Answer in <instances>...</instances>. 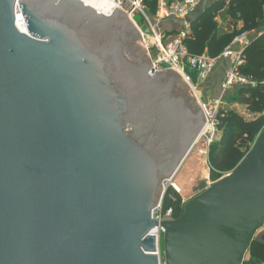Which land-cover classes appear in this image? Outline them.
I'll list each match as a JSON object with an SVG mask.
<instances>
[{
  "label": "water",
  "instance_id": "water-1",
  "mask_svg": "<svg viewBox=\"0 0 264 264\" xmlns=\"http://www.w3.org/2000/svg\"><path fill=\"white\" fill-rule=\"evenodd\" d=\"M147 51L118 7L0 0V264H162L157 225L163 264L247 262L264 228V127L179 217L154 220L207 119L180 72L148 73Z\"/></svg>",
  "mask_w": 264,
  "mask_h": 264
},
{
  "label": "trees",
  "instance_id": "trees-1",
  "mask_svg": "<svg viewBox=\"0 0 264 264\" xmlns=\"http://www.w3.org/2000/svg\"><path fill=\"white\" fill-rule=\"evenodd\" d=\"M150 14L156 12L158 0H146ZM226 6L232 28L222 32L216 19ZM264 18V0H216L190 22V31L185 39L192 55L207 53L217 57L232 44L235 36L259 28ZM241 23V26L239 24ZM244 63L241 72L251 78L255 85L241 86L236 95H228L227 100L245 104L254 117L247 118L239 111L220 108L217 115V128L220 139L209 147V162L214 172H231L252 147L258 133L264 127V31L257 35L244 48ZM175 208L179 217L184 207L179 202H167ZM247 256L264 264V228L259 231ZM245 264H252L247 260Z\"/></svg>",
  "mask_w": 264,
  "mask_h": 264
},
{
  "label": "built area",
  "instance_id": "built-area-1",
  "mask_svg": "<svg viewBox=\"0 0 264 264\" xmlns=\"http://www.w3.org/2000/svg\"><path fill=\"white\" fill-rule=\"evenodd\" d=\"M110 1L114 4L113 9L116 7L121 9L137 25L141 33V37L148 49L147 53L150 55L153 63V66L148 71L151 76H155L157 71L175 69L181 73V75L191 86L194 93L198 95L197 92L200 84L204 83L213 72L219 58L228 57L230 58V68L226 71L224 80L222 82L223 91H228L235 85H255V82L251 78L247 77L241 72V67L244 63V49L235 50L233 48L235 43H240L247 46L250 43L248 40L249 32H243L235 36L232 44L229 45L221 53V55L213 57L207 53L197 55H192L189 53L188 47L185 43V39L190 31V24L187 22L184 24L183 29L174 34H168L166 31L158 30L156 28L158 23L162 20L186 18L190 15H193V13L199 7L201 0H158L156 13H154L155 22H152L151 17L146 12V0ZM136 12H140L144 19L148 22L146 23L150 28V33L145 32L141 27L138 26L134 19V14ZM15 17L17 28L21 32L27 33V23L18 3L15 7ZM19 20H21L25 26L24 30L18 26L17 23ZM185 67L190 68L196 73L198 83H195L192 77L185 72ZM223 101L224 98L218 97L211 99L208 104L205 103L201 105L207 119L205 123L207 127L205 132L203 134L201 133L199 140L202 138L206 139L207 149L204 152L206 154H209V147L219 134V130L217 128V115L219 109L222 107L221 104ZM175 177L176 175L164 181L163 196L159 201V205H157L152 212V218L154 220H173L177 218L175 216L174 206L172 204L167 205L168 201H180V204L183 207L187 203L184 196V191L175 181ZM149 234L157 236V254L159 255L160 261L163 264L164 253H162L161 242L162 237L164 236V227L162 225H157L150 230Z\"/></svg>",
  "mask_w": 264,
  "mask_h": 264
},
{
  "label": "crops",
  "instance_id": "crops-1",
  "mask_svg": "<svg viewBox=\"0 0 264 264\" xmlns=\"http://www.w3.org/2000/svg\"><path fill=\"white\" fill-rule=\"evenodd\" d=\"M169 1H174V0H169ZM215 1L216 0H204V1H202L203 3H201L200 7L197 8V10L193 13V15H190L186 18L166 20L163 23H160L161 22L160 21L158 23V25L161 24L160 25L161 29L166 31L168 34H174L178 31H180L181 29H183L184 24L186 22L188 24H190L191 20L194 17L199 15L201 12H203V10H205L208 6H210ZM227 9H228V6H226L223 10H221L216 16V19L220 25L222 32H227L232 28V25L230 24V18L227 15ZM149 16L151 17V20L154 19V21H155L154 14L153 15L151 14ZM239 26H241V23L239 24ZM262 31H264V18L260 22L258 29L249 32L248 40L251 41L257 35H259ZM245 47H246V45L240 44V43H235L233 45V48L235 50H243ZM229 68H230V58H228V57L219 58L216 71L214 73L212 72L203 84H200L201 87L203 86V90L205 91L206 95H210V98L213 99V98L222 97L225 100V99H227L228 95H231V94L236 95L237 94L238 89L241 87L240 85H235L233 88H231L229 90V92L223 91V89H222V82H223L224 77H225L224 75ZM185 72L187 74H189L194 79L193 81L195 83H198L197 75L193 70H191L188 67H185ZM219 72H221V73H219ZM230 102L231 103L233 102V104H229V107H227V108L237 110L247 118L254 117V113H251L245 104H242V103H239L236 101H230ZM239 105L240 106L242 105V107H240ZM220 137H221V134H219L216 139H220ZM196 145H197V143H196ZM195 146L187 157L189 159L186 158L188 161L186 163H188V165L185 164L183 166L185 168V171H184L185 173L183 176H181V179H180L181 182L179 181L180 186H182L183 191L185 192V190H187V194H188L189 189H190L188 187L190 185H192L193 182L196 181V178L199 174H201L200 175L201 178L207 177L206 171L202 170L204 167H202L201 164H198L199 159L196 157L197 155H194V153H193L194 150H196ZM202 154H204V152ZM180 169H181V167H180ZM180 169H179V171H180ZM201 171H202V173H200ZM187 196H189V195H187ZM257 237L261 238L262 234L261 233L258 234ZM246 260L250 261V263H252V264H259V261L255 260L254 258H252L250 256H247Z\"/></svg>",
  "mask_w": 264,
  "mask_h": 264
},
{
  "label": "rangeland",
  "instance_id": "rangeland-1",
  "mask_svg": "<svg viewBox=\"0 0 264 264\" xmlns=\"http://www.w3.org/2000/svg\"><path fill=\"white\" fill-rule=\"evenodd\" d=\"M202 1H204V0H201L200 5H201V3H203ZM200 5H199V7H200ZM146 12H147V14L151 15L150 12H149V9L147 8V6H146ZM134 19H135L136 23L138 24V26L141 27L145 32H147V33L151 32L150 28H149V26L147 24L148 22L144 19L143 15L140 12H136L134 14ZM166 20H170V19L162 20L160 23H163ZM152 22H155L154 19L152 20ZM160 25H158V27H157L158 30H162ZM217 64H218V62H217ZM217 64H216V67L213 70V73L217 69ZM219 73H221V72H219ZM227 92H229V90ZM197 93H198V95L197 94H195V95L197 97V100L199 99L198 102H199L200 106L205 104V103L208 104L211 101V99H212V98H210V95H206L205 91L203 90V86L202 87L200 86L198 88V92ZM229 104H233V102L231 103L229 100L225 99L223 101V103L221 104V106H222L221 108H223V107L227 108V107H229ZM240 107H242V105ZM219 134H220V132H219ZM206 146H207L206 139L205 138L200 139L198 141L197 145L195 146L196 150H194L193 153H194V155H197L196 157L199 159L198 164H201V166L204 167L202 170L206 171L207 177L201 178L200 177L201 174H199L197 176V178H196V181L193 182L192 185H190L188 187V188H190L188 194H187V190H185L186 193L184 192V196L186 198V202H188L190 199H192L193 197H195L196 195L201 193L203 190H205L207 188V186H209L210 184L216 182L217 180L221 179L222 177L226 176L229 173V172L227 173V171L226 172L225 171L224 172H219L218 171V172H214V174H213V170H212L211 163L209 162L208 154H206V153L202 154L207 149ZM187 159H189V158H187ZM187 159L185 160V162L181 166L180 171L178 172V174H176V177H175V181L178 183L179 186H180L179 181L181 182V180H180L181 176H183L184 173H185L184 172L185 168L183 166L185 164L188 165V163H186V162H188ZM200 173H202V171ZM180 187L182 188V186H180ZM187 195H189V196H187ZM258 234H259V232L257 233L256 236H258ZM161 245H162V253H163L164 236L162 237ZM163 258H164V256H163Z\"/></svg>",
  "mask_w": 264,
  "mask_h": 264
},
{
  "label": "bare ground",
  "instance_id": "bare-ground-1",
  "mask_svg": "<svg viewBox=\"0 0 264 264\" xmlns=\"http://www.w3.org/2000/svg\"><path fill=\"white\" fill-rule=\"evenodd\" d=\"M86 4H89L93 8H95L97 11L104 13V14H110L113 11L114 4L110 0H83ZM18 26L24 30L25 26L23 25L22 21H18ZM206 125L204 127V130L202 134L205 132Z\"/></svg>",
  "mask_w": 264,
  "mask_h": 264
},
{
  "label": "flooded vegetation",
  "instance_id": "flooded-vegetation-1",
  "mask_svg": "<svg viewBox=\"0 0 264 264\" xmlns=\"http://www.w3.org/2000/svg\"><path fill=\"white\" fill-rule=\"evenodd\" d=\"M171 99L173 101H178L177 99H181V102H185L186 104L189 103V99L187 98V94H185V89L180 87H173L172 91L170 92Z\"/></svg>",
  "mask_w": 264,
  "mask_h": 264
}]
</instances>
